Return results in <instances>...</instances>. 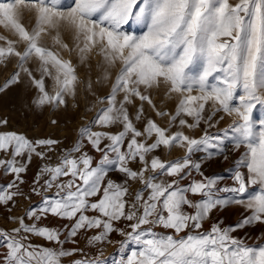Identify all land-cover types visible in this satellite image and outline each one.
Wrapping results in <instances>:
<instances>
[{
  "label": "snow or ice",
  "instance_id": "obj_1",
  "mask_svg": "<svg viewBox=\"0 0 264 264\" xmlns=\"http://www.w3.org/2000/svg\"><path fill=\"white\" fill-rule=\"evenodd\" d=\"M25 11L34 18L31 30L21 23ZM133 26L139 34L127 30ZM0 27L16 38L0 35V64L15 58L17 68L0 92L26 76L38 90L37 107H67L66 98L74 100L81 83L72 61L43 46V37L70 55L75 52L80 64L91 67L90 58L98 57L97 83L108 82L117 69L109 94L99 100L106 107L92 122L105 130L81 128L56 164L40 166L30 185V192L42 197L40 204L24 216L8 217L18 226L0 229L5 249L0 264H62L83 251L64 245L78 243V235L92 230L98 231L86 237L89 248L112 243L113 233L123 237L122 253L127 245L136 246L114 264H264V245L250 246L232 235L264 225V118L257 125L253 117L257 106L264 109V0H0ZM46 77L53 94L46 91ZM87 87L91 90L92 83ZM161 88L166 99L179 97L172 113L151 99L150 91ZM145 102L158 119L167 117V126L145 114ZM226 117L231 118L226 127L209 131ZM202 123L198 138L185 134ZM115 126L119 131L106 130ZM85 142L99 153L95 163L84 151ZM58 143L0 132V153L10 157L0 158V170L12 176L0 184V205L11 211L16 197L29 198L21 189L22 174L34 156L50 160L47 153ZM174 148L183 149L182 158L166 161L157 154ZM241 148L246 151L236 161L231 185L221 186L222 177L202 171L209 161L228 160ZM112 172L122 182L111 179ZM133 184L140 187L130 193ZM252 186L258 190L249 192ZM52 189V196L43 195ZM233 205L250 214L235 225L217 220L204 230L214 212ZM48 216L69 224L41 225ZM121 222L126 223L120 227ZM31 237L55 247L34 245ZM69 264L104 261L97 256Z\"/></svg>",
  "mask_w": 264,
  "mask_h": 264
},
{
  "label": "rangeland",
  "instance_id": "obj_2",
  "mask_svg": "<svg viewBox=\"0 0 264 264\" xmlns=\"http://www.w3.org/2000/svg\"><path fill=\"white\" fill-rule=\"evenodd\" d=\"M64 2L67 3L68 0H64ZM232 2L234 3L235 0H232ZM21 23L27 29L31 30L34 26V18L30 13L25 11L21 17ZM127 30L134 31L135 34H139L141 31L139 28H135V26H133L132 29ZM0 35L7 36L9 39H16L3 27H0ZM65 41L69 43L70 47L72 46V41L69 37L66 36ZM40 43L45 47L51 48L52 51L57 52L61 59L71 60L73 65L76 66L77 75L81 83L77 85L75 99L73 100L71 98H66L67 107H60L57 109H53L50 105L37 107L33 103V101L37 99L39 93L37 89L31 86L26 76H22L20 83L11 85L3 92H0V121H7L6 124H0V132H15L24 135L26 138L32 141L44 138H51L60 141V143L54 146V151L47 153V156L51 157L50 160L46 159L45 161H41L39 158L34 156L28 166L26 173L22 174L25 183L21 185V189L29 198L25 199L24 196L16 197L15 207H12L11 211H8L5 206L0 205V229H4L6 231L18 226L17 223L10 222L8 217L24 216L27 209L39 206L42 197L33 195L30 192V185L34 180L36 173L39 171L40 166L44 163L56 164L61 153L66 149H70L76 143L78 138L77 134L81 128L92 126L93 131L105 130L95 127L92 125V122L94 121L99 109L106 107V104L99 103V100L100 98L106 97L109 94L112 80H114L115 73L117 71V69L112 70V78L108 82L97 83V80L102 75L101 71L96 68V64L99 61L98 57L90 58L88 63L91 65V67H89L86 64H80L75 52L70 55L67 51L53 46L51 40L48 37H43ZM18 47L20 50H23V44H20ZM29 67H32L34 70L35 63L30 61ZM15 71H17L15 58L0 64V88H3L6 81L11 78V75ZM33 74L37 79L40 78V74L35 70L33 71ZM89 82H91L93 85L91 90H89L87 87ZM45 86L46 91H48L49 94H53L51 79L47 77L45 78ZM149 94L153 103L158 109L167 110L170 113L174 112L175 105L179 100L178 96L174 95L171 100L166 99L164 97L163 88L159 90L153 89ZM136 104L138 106L140 102L137 101ZM134 110L135 109L130 106V112H134ZM144 111L148 117L155 119L162 127L167 126V117H165L164 120L158 119L147 102L144 103ZM253 117L258 125L259 120L264 118V109H262L260 106H257V108L254 109ZM186 119H189V122H191L190 118ZM53 120L56 121L55 124L52 123ZM230 122L231 118L226 117L220 122L217 128L209 129V131L213 133L218 132L219 129L226 127ZM138 127H140V125H138ZM204 127L205 126L202 123L200 128L194 131L189 132L187 129H184V131L185 134L198 138L202 134L201 129ZM106 130L115 133L119 131V126H115ZM172 130L176 131L177 128L174 127ZM38 150L46 151V149ZM84 151L88 152L89 155L94 157V163L95 160L99 159V153L94 152L90 145L86 144ZM245 151V149L241 148L237 151L231 152L228 160H224L221 157L209 161L204 165L202 171H204L205 175H218L222 177L223 179L221 181V186L231 185L232 180L230 179V176L232 171L236 168V161ZM157 154L161 157V159L167 161L182 158L184 151L183 149L174 148L169 154L166 150L161 149ZM0 158L7 159L10 157H6L3 153H0ZM25 158L18 157L17 159L20 160ZM131 166L133 168L137 167V165ZM240 170L244 173L247 172L246 168H241ZM110 178L116 182H122L123 180V177L116 172H112L110 174ZM11 179L12 176H4L2 170H0V184H7ZM196 179H200V177L197 176ZM183 183H188V181H184ZM139 187V184H133L130 188V193H134ZM253 190H258V186H252L249 188V192ZM54 191L55 189H52L43 195L50 197L53 195ZM128 198L131 199V196ZM9 207H11V204ZM249 214L250 213L247 212L242 206H230L224 211L214 212L212 214V219L205 223L204 230H207L210 227V224L217 220L223 221L222 226L235 225L244 216ZM88 215H93V213H88ZM26 222L31 223L27 220ZM124 223L126 222H121L118 226L122 227ZM40 224L46 225L48 227L62 228L64 225L69 224V222L56 217L48 216L47 219H42ZM96 231L98 230H92L86 235H78L76 238L78 243L76 244H65L64 247L66 249L78 248L83 251L82 253L77 252L73 257L64 258L62 260V264H69V262L74 259H92L93 257L97 256L104 261V264H114L116 260L125 258L128 254H130L131 251L136 250L135 245H127L122 253L120 251L119 241H121L123 237L117 236L115 233H113L110 237V239L113 241L112 243L105 242L103 244H98L95 248H89L87 247L86 237L94 234ZM156 231L163 233L165 230L156 229ZM181 235H184V233H181ZM232 235L244 240L245 243L250 246L264 245V225L261 224L247 226L238 230ZM29 242L34 245L55 247L54 245L48 244L46 241L38 237H31ZM0 243H2V241H0ZM4 251L5 249L0 247V254H2Z\"/></svg>",
  "mask_w": 264,
  "mask_h": 264
}]
</instances>
